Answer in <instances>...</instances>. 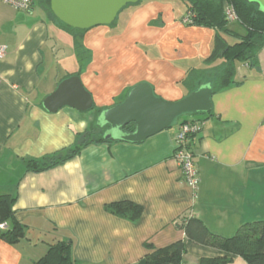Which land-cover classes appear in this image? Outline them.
Segmentation results:
<instances>
[{"label": "crops", "instance_id": "obj_1", "mask_svg": "<svg viewBox=\"0 0 264 264\" xmlns=\"http://www.w3.org/2000/svg\"><path fill=\"white\" fill-rule=\"evenodd\" d=\"M185 14L181 0H142L112 24L74 34L40 0L26 9L0 0V194L14 197L24 232L16 243L0 238V264H37L58 241L69 245L73 264H134L150 247L177 240L184 243L182 263L199 264L230 254L187 239L185 219L198 218L221 237L264 220V45L252 60L235 63L228 85L212 80L208 113L179 116L173 128L138 143L104 141L108 126H96L99 113L139 83L165 101L190 92L184 79L191 69L209 84L216 32L183 23ZM228 26L245 33L235 22ZM72 75L91 94L92 107L46 111L42 101ZM195 120L201 128L189 137L199 175L194 197L173 152L178 125ZM81 141L87 144L63 163L26 171L27 160L63 157ZM126 200L140 207L135 219L105 208ZM42 234L50 243L33 245ZM231 257V264H247Z\"/></svg>", "mask_w": 264, "mask_h": 264}, {"label": "trees", "instance_id": "obj_2", "mask_svg": "<svg viewBox=\"0 0 264 264\" xmlns=\"http://www.w3.org/2000/svg\"><path fill=\"white\" fill-rule=\"evenodd\" d=\"M40 1L62 28L74 34L84 31L82 29L71 28L59 21L50 10L49 0ZM181 1L185 5L186 13H191L192 15L190 24L211 27L216 32L214 38L215 48L211 57L208 58L209 65L216 64L210 68V72L212 73L207 76V79L209 78L207 81L211 88L214 85L213 79L218 87L228 85L233 81L235 63L252 60L255 51L264 45V12L260 11L256 4L249 3L246 0ZM226 4L234 8L236 14L234 22L245 30L244 34L239 35L229 29L228 25L231 22L228 21L224 13V6ZM223 34L234 36V41L228 43ZM194 80H197V82L193 83ZM204 80L203 72L200 69H191L184 79V84L191 92ZM125 128L132 131L133 126L130 124ZM86 144L84 141H81L67 155L60 158L48 157L42 160H27L25 169L26 171L40 172L51 168L74 156ZM14 201L15 199L11 194H0V224H5L3 228L0 227V238L10 243H16L24 236L23 225L14 216ZM105 208L116 215L129 219H135L140 211L139 205L129 200L112 202L106 204ZM181 228L187 239L230 254V256L200 258L199 264H231L233 261L231 255L241 257L247 264H264V220L244 223L231 237H221L211 233L201 220L194 217L185 219ZM183 254L184 243L182 240H177L164 247H150L149 252L134 264H183ZM73 262L69 245L58 241L56 244L50 246L48 252L37 264H73Z\"/></svg>", "mask_w": 264, "mask_h": 264}, {"label": "water", "instance_id": "obj_3", "mask_svg": "<svg viewBox=\"0 0 264 264\" xmlns=\"http://www.w3.org/2000/svg\"><path fill=\"white\" fill-rule=\"evenodd\" d=\"M140 0H49L52 14L65 25L86 30L95 26L110 25L126 6ZM264 12V0H246ZM210 84L202 83L176 101H165L156 96L147 83L133 86L125 98L105 110L96 120V126H108L104 141L117 140L138 143L159 131L171 127L174 121L187 113L211 111ZM93 105L91 94L77 75L69 76L42 101V107L52 113L64 106L86 111ZM132 124V131L124 128Z\"/></svg>", "mask_w": 264, "mask_h": 264}, {"label": "built area", "instance_id": "obj_4", "mask_svg": "<svg viewBox=\"0 0 264 264\" xmlns=\"http://www.w3.org/2000/svg\"><path fill=\"white\" fill-rule=\"evenodd\" d=\"M16 9H26L29 7L32 0H1ZM224 13L226 18L230 22L236 20V14L234 8L226 4L224 6ZM192 20L191 13H186L182 18V22L190 24ZM5 53V47L0 45V58ZM201 128L200 121H183L178 125V129L174 134L175 148L173 152L174 159L181 169L182 176L187 186L194 192L198 188L199 175L194 165L193 153L189 147V137L197 133ZM3 224H0L2 227Z\"/></svg>", "mask_w": 264, "mask_h": 264}, {"label": "rangeland", "instance_id": "obj_5", "mask_svg": "<svg viewBox=\"0 0 264 264\" xmlns=\"http://www.w3.org/2000/svg\"><path fill=\"white\" fill-rule=\"evenodd\" d=\"M195 114H192V113H187V114H184V115H182V116H180V117H185V118H194V117H196V116H194ZM175 124H176V122L171 126V127H169V128H167V129H171V128H173L174 126H175ZM35 235L34 234H32V238L34 237ZM45 236V237H44ZM44 238H46V239H44ZM47 241L48 240V242L50 243V241L49 240H51V237L49 236V235H47V234H42V236H41V238L39 239H37V238H34L33 239V245H41L42 244V241ZM57 242H55L54 244H56Z\"/></svg>", "mask_w": 264, "mask_h": 264}]
</instances>
